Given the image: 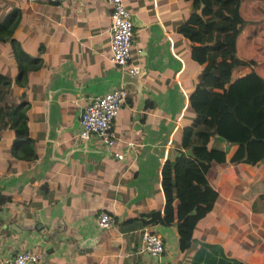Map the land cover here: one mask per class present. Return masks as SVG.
<instances>
[{
	"label": "crops",
	"instance_id": "1",
	"mask_svg": "<svg viewBox=\"0 0 264 264\" xmlns=\"http://www.w3.org/2000/svg\"><path fill=\"white\" fill-rule=\"evenodd\" d=\"M122 1L134 19L125 68H141L138 88L109 60L107 0H0V20L15 19L10 37L34 57L20 74L9 40H0V73L11 82L9 99L25 100L35 152L15 156L13 130L0 126V258L28 249L39 255L28 264H264V157L229 160L237 145L217 133L208 138L189 245L178 249L175 217L145 221L164 211L163 165L172 175L181 153L193 156L180 137L194 116L188 96L201 64L191 57L196 43L178 28L191 0ZM249 9L240 12L247 23L264 20ZM252 29L263 47L258 23L240 33ZM235 52L243 60L254 55L257 66L239 64L233 76L253 68L264 79L260 53L243 43ZM119 86L127 93L111 121L109 149L95 134L75 136L83 107ZM102 212L110 216L106 227L97 222ZM144 226L163 242L157 256L138 249Z\"/></svg>",
	"mask_w": 264,
	"mask_h": 264
},
{
	"label": "trees",
	"instance_id": "2",
	"mask_svg": "<svg viewBox=\"0 0 264 264\" xmlns=\"http://www.w3.org/2000/svg\"><path fill=\"white\" fill-rule=\"evenodd\" d=\"M192 11L179 30L196 44L191 57L201 64L197 82L189 93L188 102L194 111L192 119L183 126L180 142L192 146V155L183 153L173 161L172 175L168 164L163 165V214L151 211L148 220L167 224L175 217L178 249L186 248L191 240L192 227L200 212L194 209L198 196L204 191L206 170L210 156L207 142L217 133L237 147L229 160L256 162L264 157V79L251 68L237 76L232 70L246 63L257 66L254 55L243 60L235 52L236 45H247L252 53H260L264 66V45L254 43V30L240 33L244 26L264 30V20L255 17L247 23L243 13L264 12V0H191ZM201 5L199 12L196 9ZM15 19L13 13L0 20V40L8 39L20 74L32 66L34 57L24 53L10 37ZM251 24H253L251 26ZM264 33V32H262ZM255 46V49L251 48ZM253 63V64H252ZM35 66V64H33ZM11 82L0 73V126L13 130L12 152L23 159L35 156L32 138L28 135L25 100L13 103L9 99ZM175 205L173 206V201Z\"/></svg>",
	"mask_w": 264,
	"mask_h": 264
},
{
	"label": "built area",
	"instance_id": "3",
	"mask_svg": "<svg viewBox=\"0 0 264 264\" xmlns=\"http://www.w3.org/2000/svg\"><path fill=\"white\" fill-rule=\"evenodd\" d=\"M109 2L110 26H109V60L120 68L128 70L131 74L138 72L137 66L125 68L130 58V46L132 39V20L130 12L125 8L122 0H107ZM127 90L123 86L113 88L102 95L94 96L83 107L80 116V124L75 132L77 137H86L89 134L98 136L107 149L114 143V136L110 131L111 121L120 104L125 99ZM118 158L121 153H114ZM99 226L106 227L110 222V216L106 212L98 215ZM161 238L152 230L144 226L141 230V238L138 249L151 255H159L163 251ZM39 255L30 250H20L13 254L0 258V264H28L37 260Z\"/></svg>",
	"mask_w": 264,
	"mask_h": 264
},
{
	"label": "water",
	"instance_id": "4",
	"mask_svg": "<svg viewBox=\"0 0 264 264\" xmlns=\"http://www.w3.org/2000/svg\"><path fill=\"white\" fill-rule=\"evenodd\" d=\"M132 21H134L133 17L131 16ZM140 72H141V68H139L138 72L136 74H131L128 70L124 69L122 72V81L123 82H131L132 84H134V86L136 88L140 87ZM186 153L191 154V148H188L186 150ZM90 241H88V239H86L85 241H83V244H87Z\"/></svg>",
	"mask_w": 264,
	"mask_h": 264
}]
</instances>
